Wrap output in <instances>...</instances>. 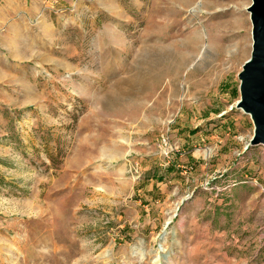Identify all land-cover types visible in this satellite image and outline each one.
I'll return each mask as SVG.
<instances>
[{
  "label": "rangeland",
  "instance_id": "obj_1",
  "mask_svg": "<svg viewBox=\"0 0 264 264\" xmlns=\"http://www.w3.org/2000/svg\"><path fill=\"white\" fill-rule=\"evenodd\" d=\"M250 2L0 0V264H264Z\"/></svg>",
  "mask_w": 264,
  "mask_h": 264
},
{
  "label": "water",
  "instance_id": "obj_2",
  "mask_svg": "<svg viewBox=\"0 0 264 264\" xmlns=\"http://www.w3.org/2000/svg\"><path fill=\"white\" fill-rule=\"evenodd\" d=\"M246 10L251 23V50L238 72L239 99L235 107L252 122L250 145L264 147V0H251Z\"/></svg>",
  "mask_w": 264,
  "mask_h": 264
},
{
  "label": "bare ground",
  "instance_id": "obj_3",
  "mask_svg": "<svg viewBox=\"0 0 264 264\" xmlns=\"http://www.w3.org/2000/svg\"><path fill=\"white\" fill-rule=\"evenodd\" d=\"M181 2L183 3V4H188L189 3V0H181ZM199 35H200V33H199ZM200 37H201V35H200ZM232 58H236L237 57V54H235V55H232L231 56ZM240 110V109H239ZM241 111V110H240Z\"/></svg>",
  "mask_w": 264,
  "mask_h": 264
}]
</instances>
